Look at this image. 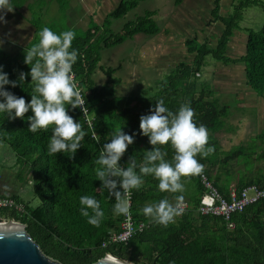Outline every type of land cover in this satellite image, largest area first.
I'll list each match as a JSON object with an SVG mask.
<instances>
[{"label":"trees","instance_id":"trees-1","mask_svg":"<svg viewBox=\"0 0 264 264\" xmlns=\"http://www.w3.org/2000/svg\"><path fill=\"white\" fill-rule=\"evenodd\" d=\"M32 1L11 0L13 15L22 17L24 6H27L31 10L30 15L35 16L36 1ZM221 1L217 0L214 9V19L224 25L217 45L211 47L207 42L199 43L197 37L187 39L188 52L194 54L193 61L178 63L156 87L141 95H117L116 87L121 80L113 76L115 69L105 70L101 67L108 75L103 85L97 84L92 77L100 67L102 49L122 44L137 33H159L156 26L138 28L133 22L119 33L109 28L113 18L130 11L138 0L120 1L102 23L93 21L91 27L75 35L72 48L77 50L78 55L72 72L78 90H81L83 104L70 109L69 114L74 120H79L86 136L73 155L49 152L53 125L36 133L28 130L27 116L32 115L31 110L25 113L24 118L16 119H9L6 114L0 113V141L10 146L17 156L18 165H21V169L13 174L22 180L27 171L33 181L34 193L41 202L32 207L25 204L18 194L2 195L0 197L12 196L23 205V209L3 210L0 214L6 213L13 220L26 224L28 233L48 256L63 264H93L107 254L134 264H264V197L250 203L243 211L234 213L230 222L221 216L198 211L201 198L208 191L206 182L223 197L230 198L231 171L235 172L237 166L240 167L236 169L238 193L250 185L264 189L263 168L256 166L264 162V131L229 150H223L218 133L225 129L230 106L233 105L222 104L209 82H200L198 76L205 66L206 57L211 56L213 60L226 65L240 62L244 65L245 83L264 99V24L258 30L247 31L245 53L240 58L227 55L229 41L235 34L243 11L256 4H262L264 8V1L241 0L228 16L218 10ZM57 2L62 8L71 6L69 0ZM40 11L44 13L42 8ZM147 19L152 21L149 15ZM40 20V17H33V20L31 17L27 21H32L31 26L36 27L38 32L36 22ZM55 25L51 23V27ZM36 32L34 39L23 45L14 46L11 40L0 44V64L4 65L10 79H18L21 70L25 73L29 71L30 66L24 63V55L39 42L40 31L38 34ZM8 46L24 48L16 55ZM30 79V76H26L25 81H20L21 85L15 88L5 85V88L24 96L27 102L34 87ZM157 100L172 112H176L182 104H189L194 110V121L206 125L208 129L209 139L205 147L213 146L214 151L207 156L197 154V159L204 166L203 171L181 177L183 191L161 192L153 176H144L141 187L130 190L132 204L129 210L137 222H145L148 227L136 233L128 242L110 243L111 237L121 232L124 215L112 212L115 197L97 179L95 169L98 165L95 161L103 144L110 140L116 128L122 126L126 132L137 130V136L120 163L126 167L128 158L134 159L138 165L143 163L144 155L152 145L148 143L147 136L139 134V117ZM94 135L99 141L93 139ZM157 147L167 153L165 159H172L174 149L170 144ZM82 195L94 196L99 201L104 216L98 226L92 225L87 217L81 215L79 199ZM123 198L126 199L125 193ZM162 198L168 199L176 208L180 202L188 204L185 211L177 209L173 221L166 226L156 223L141 211L145 204L158 202ZM89 212L91 214V210ZM230 223L234 226H230ZM104 243L108 245L103 247Z\"/></svg>","mask_w":264,"mask_h":264},{"label":"clouds","instance_id":"clouds-1","mask_svg":"<svg viewBox=\"0 0 264 264\" xmlns=\"http://www.w3.org/2000/svg\"><path fill=\"white\" fill-rule=\"evenodd\" d=\"M4 9H13L11 0H0V12ZM6 22L4 15L0 14V23ZM39 37V42L25 51L24 63L30 66L27 73L21 70L18 79H10L4 65L0 64V113L6 114L9 119H16L24 118L25 113L31 110L32 115L27 116L28 130L36 133L53 125L49 152L71 156L81 147V141L86 136L79 120H74L69 114L70 109L80 107L83 102L72 74V65L78 55L77 50L72 48L75 33L71 30L57 33L45 26ZM26 76H30L34 82L31 98L27 102L24 96L5 88V85L12 88L21 85L20 81H25ZM193 117L194 110L189 104H182L176 112L170 111L159 100L150 106L139 117V134L148 137L152 148L147 150L143 163L139 165L129 158L126 167L120 163L128 146L134 143L137 130L126 132L122 126L114 130L95 161L98 165L95 169L97 179L115 197L114 214L129 213V204L123 198V193L140 188L144 176H153L161 192H177L184 189L181 177L203 171L204 166L197 159V154L207 156L214 148L205 147L209 139L208 129L204 124H197ZM93 139L99 141L95 135ZM165 144H170L174 149L171 160L165 159L167 153L157 147ZM79 202L81 215L87 217L92 225L98 226L104 216L99 201L94 196L82 195ZM141 211L146 217L165 226L177 214V208L166 198L145 204Z\"/></svg>","mask_w":264,"mask_h":264},{"label":"rangeland","instance_id":"rangeland-1","mask_svg":"<svg viewBox=\"0 0 264 264\" xmlns=\"http://www.w3.org/2000/svg\"><path fill=\"white\" fill-rule=\"evenodd\" d=\"M33 1H36L37 8L34 11L35 16L31 15L32 20L33 17H40L42 19L40 22H36L39 26V31L47 26L57 33L71 30L75 35H78L80 34V30H86L93 23V21L89 24L85 23L87 19L86 11L80 7L74 6L73 9L68 5L62 8L56 2L57 0ZM240 1L222 0L218 10L222 14H225L224 16H228V13L234 9L235 4H238ZM79 3L80 1L76 0V4ZM216 6L217 0H181L179 3L176 0L158 2L155 0L140 1L137 9L129 11L127 16H122L116 22H112L109 28H112L114 32H119L128 25L127 22L129 21H133L138 28H152L153 26L161 28V32L157 36L155 35L156 37L153 41H156L163 48L161 49V52H164L161 56L162 60L166 61L168 60L167 55H172L170 56L171 63L165 68L159 67V75L155 73L154 69L152 71L150 69L148 73H145L144 65L139 63L136 45L133 44V41H126L124 44L116 45L109 49H102L101 60L99 62L100 67H97L95 72H93V79L97 84L103 85L108 80V75L104 73L101 67L105 70H113L121 63V55H129L131 58L130 64H123L122 69L113 70L112 72L114 77L121 79V83L116 87V94L141 95L150 88L156 87L160 81L164 80L176 68L178 63L182 61L191 63L193 61L194 54L188 52L187 39L197 37L199 43L207 42L211 47L217 45L224 25L221 21L214 19V9ZM152 7L157 8L155 9L157 13L151 17L152 21H150L145 14ZM41 8L44 13H41ZM30 11L29 7L24 6L22 13L25 16H30ZM4 17L8 19L7 14ZM13 18L17 20L14 26L2 25L1 30L4 32L3 34L8 39L14 34L15 42H19L21 45L29 42L32 38L34 39L36 27H33L35 32H32L33 28L30 26L32 21L28 22L25 20L26 18H21L19 15H14ZM51 23H56V25L51 27ZM263 24L264 8L262 4L247 7L243 11L235 34L229 41L227 55L230 58H240L245 53L247 31L258 30ZM17 28V31L12 32ZM38 32L36 33L38 34ZM164 47L170 50V52L166 51ZM7 48L17 55L24 47L13 48L8 46ZM163 72L165 76L161 78L160 74ZM72 74L75 78V74L73 72ZM198 76L200 77V82H209L222 104L230 103L233 105L232 107L230 106V115L226 119L225 129L218 133L223 150H229L234 145L250 140L264 131V99L259 97L245 83L244 65L242 63L226 65L213 60L209 56L206 57L205 66L202 69V73ZM79 92L81 95V90ZM237 100L238 102H236ZM232 102H235V104ZM256 166L263 168L262 172L264 173L263 161ZM238 168L240 167L234 168L235 172L231 171L233 176L230 181L231 191L236 190L239 180L236 171ZM19 169H21V165H18L17 156L14 151L5 142L0 141V185H6L9 189V194L15 191L27 205L32 207L40 205V199L34 193L33 181L30 174L26 171L22 180L16 178L13 174V172L16 173ZM188 187L189 189L191 188L190 185ZM0 215L6 221L10 219L6 213Z\"/></svg>","mask_w":264,"mask_h":264},{"label":"crops","instance_id":"crops-1","mask_svg":"<svg viewBox=\"0 0 264 264\" xmlns=\"http://www.w3.org/2000/svg\"><path fill=\"white\" fill-rule=\"evenodd\" d=\"M79 1H80L79 4H76V0L75 1L69 0V3L71 4V7L73 9L75 6V7H80L82 10L86 11L87 19H86L85 23L89 24L92 21H97L99 23H102L103 20L106 18V16L109 13H111L117 7V5L120 3V1H122V0H79ZM140 1H144V0H138V4H136L131 10L137 9L139 4H140ZM155 1L158 2V1H163V0H155ZM155 9H157V8L152 7L151 9H148L149 11H147V13L145 15H149V17L150 16L153 17V15H155L157 13V11ZM12 12H13L12 10L8 11L7 9H4V10H2V12H0V14H3V15L7 14L8 15V19H5L7 22L2 23L0 25V36L2 37L0 39V41H3V43H5V42L7 43L8 40H11V43L14 46H20L21 44H19V42H15V40H14L15 35L14 34H13V36H11L12 39L11 38L8 39L7 36H5V34H3L4 32L1 30L2 25L14 26V24L17 22V20H15L13 18L14 15ZM128 13H129V11L127 13H125L123 16L124 17L127 16ZM166 16L168 17V15H166ZM23 17L26 18L25 20L27 21L28 18L31 17V15L30 16L23 15L21 18H23ZM117 19L118 18H113L112 22L113 23L116 22ZM131 22H133V21H129L127 23H131ZM127 23H125V24H127ZM30 26H31V24H30ZM31 27L33 28V26H31ZM89 27H91V26H89ZM110 29L112 30V28H110ZM17 30H18V28L14 29L12 32L17 31ZM161 30L162 29L159 28L158 32L160 33ZM122 31H123V29L119 32H122ZM18 32H20V31H18ZM32 32H35L34 28H33ZM119 32H115V33H119ZM137 34H134L131 37H128L127 39H125V41L122 44H124L126 41H133V44L136 45V52L138 54L139 63L144 65V72L148 73L150 69H151V71H152V69H154L155 73L157 75H159V71H158L159 67L165 68L166 66H168L171 63L170 56H172V55L171 54L167 55L168 60H166V61L161 59L162 54H164V52H161V49H163V48H162V46L158 45L156 43V41H153V39L157 36V34H153V35H147L145 33H137ZM109 48L110 47H108L106 49H109ZM166 51L170 52V50H168V49H166ZM120 61H121V63L118 64L117 68H114L115 70L122 69L123 64H128L131 61V58L129 55L128 56L121 55ZM164 76H165L164 72L160 74L161 78H164ZM8 190L9 189L6 187V185H0V196H2V195H13V194L16 195L17 194L15 191H13V192H11V194H9Z\"/></svg>","mask_w":264,"mask_h":264},{"label":"built area","instance_id":"built-area-1","mask_svg":"<svg viewBox=\"0 0 264 264\" xmlns=\"http://www.w3.org/2000/svg\"><path fill=\"white\" fill-rule=\"evenodd\" d=\"M205 185L208 188V191L202 196L198 211L201 214L221 216L228 222H230L234 213L243 211L250 203L256 201L260 197H264V189L257 185H250L244 188L240 193L233 190L231 191L229 199L223 197L210 183L206 182ZM125 197L130 209L132 204L131 192L128 191L125 193ZM187 207L188 204L186 202H180L177 204V209L179 211H185ZM14 209L22 210L23 205L17 203L12 197H0V212L2 210ZM5 221V219L0 218V223ZM230 226H234V224L230 223ZM147 227V223L137 222L129 210V213L124 215L122 220L121 232L119 234H114L110 239V243L128 242L136 233L144 231ZM107 245V243H104L103 247H106Z\"/></svg>","mask_w":264,"mask_h":264},{"label":"water","instance_id":"water-1","mask_svg":"<svg viewBox=\"0 0 264 264\" xmlns=\"http://www.w3.org/2000/svg\"><path fill=\"white\" fill-rule=\"evenodd\" d=\"M0 223V264H63L48 256L38 242L28 233L26 224L10 226L13 222ZM93 264H131L125 259L107 254Z\"/></svg>","mask_w":264,"mask_h":264},{"label":"bare ground","instance_id":"bare-ground-1","mask_svg":"<svg viewBox=\"0 0 264 264\" xmlns=\"http://www.w3.org/2000/svg\"><path fill=\"white\" fill-rule=\"evenodd\" d=\"M8 225H10V226H18L19 224L17 223V221H13L11 223H8Z\"/></svg>","mask_w":264,"mask_h":264},{"label":"flooded vegetation","instance_id":"flooded-vegetation-1","mask_svg":"<svg viewBox=\"0 0 264 264\" xmlns=\"http://www.w3.org/2000/svg\"><path fill=\"white\" fill-rule=\"evenodd\" d=\"M10 219H12V220H13V218H10ZM10 219H9V220H10ZM6 222H7V221H6Z\"/></svg>","mask_w":264,"mask_h":264}]
</instances>
